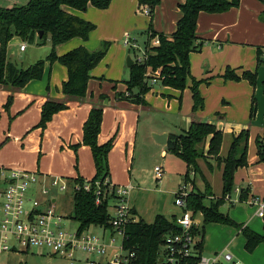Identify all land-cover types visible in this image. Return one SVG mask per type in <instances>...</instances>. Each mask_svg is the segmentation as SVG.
Returning <instances> with one entry per match:
<instances>
[{"label":"rangeland","instance_id":"1","mask_svg":"<svg viewBox=\"0 0 264 264\" xmlns=\"http://www.w3.org/2000/svg\"><path fill=\"white\" fill-rule=\"evenodd\" d=\"M178 1L160 0L158 4L160 10L158 12L160 14L162 11L166 12L169 5L176 8V2ZM20 5L22 6V4L17 3L16 6ZM113 7L114 9L110 11L109 15L97 9H90L91 11L85 12L88 15H91L90 12H94L95 15L92 18L93 22H89L94 26L93 33L88 38L91 49L84 48L89 53H95L103 50L105 45L108 47L106 56L93 70V74L98 76V80L93 78L88 83L87 96L80 107L96 106L100 104V97L104 98L103 113L107 112V116L105 123L103 122L102 133L105 142L112 139L115 143L123 135L120 149L110 155L111 162L108 168L112 175V181L116 187H126L129 179H132V185L135 186V189L129 194L128 202L133 203L142 219L145 222L150 221L153 215L158 213H166V215L177 213L175 215H178L180 210L174 205V193L172 191L175 189L176 193L178 183H184L186 165L170 154L164 159L161 156V149L155 145L152 135H159L157 132L166 128L170 133H172V128H176L174 132L178 133L177 131L185 120L183 112H185V109H189L190 102H192L190 91L192 82L190 85L186 84V88L179 93L164 89L160 83H157V85L148 83L150 87H153V90L149 91L150 93L148 92L146 99H144L145 106L148 107L147 110L142 109L143 105L134 104L133 106L128 101H118L116 95L126 92L122 80L129 73L126 66L127 57L133 53L130 48L124 46L123 37L129 35L130 38L137 40L139 51L143 50L145 53L146 46L143 41L148 17L141 15L138 0H114ZM126 7H129V9H125ZM123 10L126 12L125 14H123ZM21 44L16 43L9 49V55L13 61H25L27 57L30 61H35V59L39 61L46 58L44 56L48 52L44 53L41 51L42 49L35 51L28 43H25L28 48L27 51L21 54L18 53V47ZM132 60L134 63L139 61L138 58ZM209 65V69L205 70L204 73L212 70V76L208 78L213 83L218 80L219 84L207 85L205 83L206 78L196 79L192 76L193 80L199 84V95L203 99L202 115L197 114L196 118L201 122L213 119L216 122L218 117H224V120L216 122L221 125L219 129L221 132H223V129L227 131L236 127L240 130H246L248 134L246 156L248 167L238 169L235 172L234 188L229 194L230 200L222 199L224 203L219 208L220 212L227 214L236 226L217 223L203 226L202 215L196 214L194 216L199 228L203 227L202 254L210 256L225 250L233 256L234 260H239L242 264H264V244L257 246L252 253L246 252L243 247L244 238L240 231L242 228H247L259 235L264 232V220L255 216L257 207L252 203L254 198H258L260 201L264 199V163H258L255 147L257 139H264V63L260 64L257 71H251L255 74L254 86H251L247 81L225 84L222 80L224 72L219 73L214 62H209ZM54 66V71L50 75L53 80L50 88L49 86H46V88L50 92L57 91L58 93L59 91L61 93V88L58 89L57 85L63 83L60 78L64 76V72L66 74V69L59 63L54 64ZM45 78L47 80V77ZM241 84L249 88L246 97L244 91L240 88ZM245 99L248 101V108L245 122H242L241 119L245 116ZM7 100L8 97L0 105V160L11 161L10 167L14 170L29 173L38 172L39 175L48 177V180L55 177L69 180L66 191L52 190L48 196H40L39 201L45 202L46 199H55L53 209L63 217L62 227L70 232L76 231L78 224L73 220V187L75 184L72 181L80 178L85 182H89L94 177L95 170L89 149L84 148L85 150L81 151L80 145L70 144L63 138L66 132L63 122H60L54 130L49 128V122L44 129L37 128L40 121V112L35 120L30 118L29 126L24 129L21 135L17 134L15 128H12V123L22 114L25 107L12 112L11 108L15 103V98L12 97L8 109L5 108ZM106 101L107 103H105ZM252 101L255 106V114L253 118H250V104ZM223 102H226V104H223ZM220 108H227V111H220ZM191 110L190 108V114ZM88 112L89 110L87 114ZM225 113L228 114L227 117L224 116ZM71 126L73 128L74 123ZM81 126L82 124L76 125L71 134L80 136ZM33 135L37 138V142L28 139L26 142H22V145L15 147L16 138L26 139ZM49 140L50 143H48ZM229 141V138L223 141L221 152L224 155L220 153L221 158H224L227 153ZM33 145H37L39 150L32 151L31 147ZM47 146L51 150H46ZM199 149L200 153L203 152V156L196 160L197 172L192 171L193 176L190 173L189 178L191 181L194 180L195 188L200 192H204L205 188L208 187L209 192L206 193L204 204L209 205L217 198L222 197V181L217 171L211 175L209 183L204 176L206 174V177H208L206 171L211 172L210 167L219 166V164L216 158L206 154V144L201 145ZM158 166H163L165 169L161 181L154 179L153 170ZM196 182L203 183L202 190H199ZM239 189L240 192L238 193L236 190ZM31 193L32 190L27 191L25 197H30ZM240 193L247 197L245 201H239ZM3 202L4 200L0 198V218ZM25 204L26 206L29 205L27 202ZM114 205L115 200H110L109 213H113ZM45 206H50V204L46 203ZM85 232L91 235L101 233L96 226ZM109 236L110 232L107 230L105 239L107 240ZM114 239V247H120L121 237L114 235ZM74 255L75 258H82L84 253L75 252ZM101 260L104 261L105 259ZM0 264H69V260L51 255L47 250L41 248H32L27 253L2 254L0 255Z\"/></svg>","mask_w":264,"mask_h":264},{"label":"trees","instance_id":"2","mask_svg":"<svg viewBox=\"0 0 264 264\" xmlns=\"http://www.w3.org/2000/svg\"><path fill=\"white\" fill-rule=\"evenodd\" d=\"M264 5V0H260ZM139 6L148 5L151 9L149 17L147 42L145 44L146 58L142 62L134 63L129 68V77L124 82L126 92L117 94L118 100L128 101L131 104L145 105L144 96L150 91V72H159L157 81L161 86L182 92L190 79L192 97V120L186 132L179 135H169L166 152L171 154L186 165L184 182L191 183V193L186 199V209L193 215H202L203 226L210 223L222 225H235L227 216L220 212L225 196H229L233 190L234 175L238 169L247 167V143L248 134L241 130L238 135L232 136L229 148L224 158L219 156L223 141V134L213 124L201 122L195 117L198 110L203 109V99L199 95L198 82L190 75L189 55L199 52L203 46L197 43L196 36L197 18L201 12L216 14L227 12L237 8L238 0H184L178 6L181 13L176 23L175 31L170 36L155 33L151 29L152 16L159 0H138ZM111 0H29L23 6L10 8L0 7V88L8 90L11 95L5 104L8 109L12 94L21 90L27 83L40 80L43 75L44 64L59 63L67 71V79L61 85L62 100L47 98L40 111V121L37 128L44 129L52 117L60 111L66 110L68 103H83L87 96V85L90 80V71L103 59L107 52V45L103 50L89 53L84 47L75 48L61 56L55 53V47L73 38L83 41L88 39L94 26L67 11L70 8L76 11H86L88 6L98 10H106ZM264 23V12L260 17ZM41 33L39 37L38 34ZM157 37L158 46H151L150 41ZM13 38H18L21 45L35 44L44 46L47 40L50 42V52L44 60H39L27 68H20L9 61L7 48ZM133 55V53H132ZM258 63L262 61L261 52L257 50ZM224 82L247 81L251 86L255 84V74L250 71H242L237 74L235 70L227 68L222 76ZM206 82V81H205ZM209 83V81H207ZM126 94V96H125ZM103 101L92 106L82 126V140L80 145L90 149L95 175L91 181L82 179L72 181L79 188L73 190V220L78 224V232L87 231L91 227L101 226L110 229L109 201L114 199V194L109 190L110 172L108 168V154L113 147V141L98 144L97 137L100 133L103 117ZM255 114L254 102L251 103L250 118ZM206 144V154L217 159L221 167L222 197L204 204L208 187L204 192L195 188L194 180L189 175L197 172L196 160L203 156L199 152L201 145ZM256 157L258 163H264V139L255 142ZM2 179L0 176V187ZM90 185V191L83 189L84 184ZM99 186V195L95 194L96 185ZM246 193V192H245ZM246 196L239 194V201H245ZM133 215L135 211L132 210ZM175 216L167 220L163 215H156L152 223H146L142 219H136L124 228L122 247L124 250L135 253L132 264H158L160 261V248L167 234L176 233L178 230L173 224ZM236 226V225H235ZM264 231V228H263ZM194 234L199 236L198 249L202 251L203 227ZM241 234L244 238V250L252 253L257 246L264 244V232L262 235L243 228Z\"/></svg>","mask_w":264,"mask_h":264},{"label":"crops","instance_id":"3","mask_svg":"<svg viewBox=\"0 0 264 264\" xmlns=\"http://www.w3.org/2000/svg\"><path fill=\"white\" fill-rule=\"evenodd\" d=\"M21 1H23V2H21ZM28 1L29 0H0V7L10 8V7L16 6L17 3H20L23 6V4L25 5ZM227 1H231V0H227ZM238 1H239L238 7L232 8V9L228 10L227 12L216 13V14H208V13L201 12L198 15L197 26H196V36L198 37L197 43L202 42L203 46L201 47L199 52H194V53H191L189 55L190 75H191V77L193 76L196 79H200V78L205 79L206 78L205 83H207V81H209V83H207V85H212L214 83L219 84L218 80L215 81L214 83L210 82V79L208 77L212 76V70L208 71L209 73L208 72L204 73L205 70H208L210 67L209 62H214L215 68L219 70V73H222L227 68H229L231 70H235L237 74H240L242 71H245V70H248L250 72L254 71V70L257 71L260 64L264 63V23L261 22V20H260V17L262 15V13L264 12V5L260 0H238ZM159 2H160V0H159ZM183 3H184V0H179L178 2H176V8L173 5H171V6L169 5L167 11L166 12L162 11L161 14L158 12L160 10V8H158V5H157L155 7V10H154V13L152 16L151 29L157 34L170 36L175 31L176 23L181 17V13L179 11L178 6L180 4H183ZM110 5L106 10H100V11L105 12L107 15H109L110 11H112L114 9V7H113L114 0H111ZM138 8H139V2H138ZM64 9L68 13H70V14H72V15H74V16H76V17H78L84 21L93 22L92 18H93V15H95V13L90 12L91 15H88L85 13L86 11H88V12L91 11L90 9H95L92 6H88L87 10L83 11V12L76 11V10H73L70 8H64ZM125 9L128 10L129 7H126ZM125 13L126 12L123 10V14H125ZM148 24H149V18H148L147 24H146L147 29H146L145 35H144V41H143L144 45L146 44V41H147ZM92 33H93V31L90 32L89 36ZM89 36H88V38H89ZM135 41L137 43V40H135ZM16 43H18L20 45L22 42L18 38H13L8 44L7 57H8L10 62H12L13 64H15L16 66H18L20 68H27V67L33 65L36 61H38V59H35V61H30L28 59V57L25 58V61H22V60L17 61V62L13 61L12 57L9 55V49L12 45L14 46ZM89 43L90 42H88V39L86 41H83L80 38H73V39H71V40H69L63 44L56 46L55 47V53H57V56H61V55L65 54V53H67V52H69L75 48H78V47H86L87 49H91ZM31 47L34 48L35 51H37L38 49H42L41 51H43L44 53L48 52L47 55L50 52L49 40L46 41L44 46H38L35 43V44H31ZM138 47H139V45H138ZM27 49L28 48L25 46L24 50L20 51L19 47H18V53H20V54L25 53L27 51ZM257 50H260V52H261L262 61L260 64L258 63ZM46 56H44V58ZM105 56H106V54H105ZM129 56L131 59H133V55L130 54ZM104 57H103V59H104ZM102 60L99 63H101ZM56 63L57 62L51 64V63L46 62L44 64L43 75H42V78L40 80L30 81L21 90L14 92L12 94V97L15 98V103L13 104L11 111L12 112L19 111L25 107V110L22 112V114L12 123V128L13 129L15 128L17 134L21 135L22 132L24 131V129L29 126L30 118H32L33 120H35L37 118V115L41 111V107L47 98L54 99V100H62L64 98L63 95L59 91H58V93H57V91H51L50 92L46 88V86H49V88H50V84L53 80V78L50 75H51V72L54 71V67H55L54 64H56ZM94 69H92L90 71L91 78L88 81V83L93 78H95V79L98 78V76H94V74H93ZM128 70H129V68H128ZM45 77H47V80ZM128 77H129V73L126 76V78L122 80L123 84H124V82H126ZM66 79H67V71H66V74L64 72V76H62V78H60V80H61V82H64V81H66ZM99 81H101V80H99ZM157 83H159V82L157 81L155 83V85H157ZM190 83H191V80L188 79L187 85H190ZM227 83L228 84L233 83V81L225 82V84H227ZM61 84L57 85L58 89L61 88ZM242 85H244V84H241L240 88L244 91V95L246 97L247 91L249 88H247L245 85L244 86H242ZM234 86H236V85H234ZM163 88L166 90L168 89L169 91H174V92L179 93V91L169 89L167 87H163ZM124 89H126L125 84H124ZM152 90H153V87H151L150 92ZM10 95H11V93L8 90H6L4 88H0V105L4 102L5 98H7ZM146 97H147V94L145 95L144 99H146ZM81 104L82 103H76V102L68 103L67 109L60 111L59 113L55 114L52 117L51 121L48 123L49 128L51 130H54L55 127L58 126V124L60 122H63V125L66 128L65 136L63 135V138L65 140H67L70 144L80 145L81 140H82V126H83V124H84V122L88 116L87 111L88 110L90 111V109H91V107H88V108L80 107ZM192 104H193V102H190L189 109L187 108V110L185 109V112H183L185 120L183 121L182 125L180 126V129L177 131L178 133L174 132L176 130V128L175 129L172 128V133H170L166 128V129H162V131H158L157 134H159V135L166 134L169 138V135H179V134L186 132L189 125H190V122L192 120V113L191 114L189 113L190 108L192 109ZM223 104H226V102H223ZM244 104H245V116L243 119H241L242 122H245V118H246V112H247V108H248L247 99L244 100ZM131 105L134 106V104H131ZM147 108L148 107H146L145 105L142 106V109L147 110ZM250 108H251V104H250ZM219 110L226 112L227 108H224V109L220 108ZM201 111L202 110H198L195 113V117L197 116V114L202 115ZM106 116H107V112L103 113L100 133L97 137V142L99 145L106 143L105 139L103 137V133H102L103 122L105 123ZM224 116L227 117L228 114L225 113ZM224 119H225L224 117H218L216 122H218L219 120H224ZM204 122L213 124L218 130L220 129L221 125L219 123H216L215 119L206 120V121L204 120ZM72 123H74V127L76 125L79 126L82 124L80 136H78V135L73 136V134H71V131L74 130V127L72 128V126H71ZM241 130L237 127L233 130H227V131L225 129H223V132H222L223 133V141H224V139H228V138L231 141L232 136L238 135V133ZM122 138H123V135H121L115 141L111 151L108 154V158H109V159L107 158L108 167H109L110 162H111L110 155L114 151H118V149H120L121 144H122ZM28 139L31 140L32 142H37V138H35L34 135L29 136L26 139H17L16 138V140H15L16 146L15 147L17 148L19 145H22V142L24 143ZM167 141H168V139H167ZM223 141H222V144H223ZM230 141H229V144H230ZM48 143H50V140L48 141ZM154 143H155V145L160 147L161 156L165 159L168 156V154L166 152V145H159L155 141H154ZM64 146H65V144H64ZM80 146L81 147H79V148H81V151L85 150L84 148H86V149L88 148V147L83 146V145H80ZM221 148H222V146H221ZM48 149H50L49 146L46 147V150H48ZM31 150L32 151L39 150V147H37V145H33L31 147ZM89 151H90V149H89ZM220 153H221V155H224L222 152H220ZM11 164L12 163H11V161L9 162V160H5V161L0 160V170L1 169H4V170L12 169L10 167ZM160 167L162 168L163 173L165 174L164 167L163 166H160ZM247 167H248V163H247ZM210 168H211V172L206 171L208 177H206V174L204 176V178L207 179L208 183L210 181L211 175L215 171L219 172V175L221 177V167L220 166H212ZM109 172H110V170H109ZM202 172H203V170H202ZM203 174H204V172H203ZM94 175H95V173H94ZM67 181H68V183L70 182L69 180H67ZM110 182L112 185H115L112 181L111 172H110ZM127 184L131 185L133 187L132 191L135 189V186L132 185L133 183H132L131 178L129 179V182ZM179 185L180 184L178 183V186ZM196 185L198 186L199 190L203 189L202 188L203 183L199 184L196 182ZM209 186L211 187L210 184H209ZM240 189L243 190L242 187H240ZM132 191H131V193H132ZM246 191H248V190H246ZM172 192L175 193V189ZM173 193H171V194H173ZM127 200H128V198H127ZM128 204L130 205L132 210L135 211V219H142V216L138 213V211L136 210L133 203L128 202ZM158 214H160V215L162 214L167 220H170L173 216H177V215H175L177 213H170L169 215H166V213H158ZM155 216H156V214H154L153 217L151 218V220L147 221L146 223H152L154 221ZM244 243H245V241H244ZM243 247H244V245H243ZM27 252L28 251H26V252L20 251V253H27ZM4 254L15 255V254H18V252L17 253H4Z\"/></svg>","mask_w":264,"mask_h":264},{"label":"built area","instance_id":"4","mask_svg":"<svg viewBox=\"0 0 264 264\" xmlns=\"http://www.w3.org/2000/svg\"><path fill=\"white\" fill-rule=\"evenodd\" d=\"M141 15L150 17L151 9L148 5L139 6ZM124 46L133 51V59L138 58L142 62L146 58V50L139 51L136 41L129 35L123 37ZM158 38L151 40V46H158ZM25 45L19 47L23 51ZM151 85L157 82L159 72L148 73ZM154 179L160 181L163 176L161 167L153 170ZM193 176V174L191 173ZM2 185L0 187V198L4 200L2 215L0 218V255L4 253H17L29 251L32 248L47 250L51 255L69 260V264H132L135 253L123 249L124 228L130 222L135 221V215L128 204V196L133 187H116L110 184L109 190L113 192L115 205L113 213L110 214V229L101 226L97 228L100 234L91 235L85 231H67L62 227L63 217L57 214L53 205L55 199L40 202L39 197H46L52 190L64 192L68 188V181L62 178H51L29 173L20 170H0ZM95 194L99 195V186L96 183ZM74 185L73 190H78ZM84 191H90V185L85 183ZM32 190L30 197L26 198L25 193ZM238 193L240 190H236ZM191 193V183L184 182L174 193V205L180 210L172 221L176 233L167 234L164 237L163 245L160 248V261L158 264H242L234 260L233 256L225 250L210 256H204L198 249L199 236L194 230L200 228L194 220V216L186 209V199ZM230 200V196H225ZM25 202L29 205L26 206ZM257 207L256 217L264 220V199L252 200ZM200 214V213H197ZM243 229V228H242ZM241 229V230H242ZM110 232L108 239H105V232ZM240 230V231H241ZM114 235L121 237L120 247H114ZM84 253L82 258H75L74 253ZM94 257V258H92ZM105 259L102 261L101 259ZM102 261V262H101Z\"/></svg>","mask_w":264,"mask_h":264},{"label":"water","instance_id":"5","mask_svg":"<svg viewBox=\"0 0 264 264\" xmlns=\"http://www.w3.org/2000/svg\"><path fill=\"white\" fill-rule=\"evenodd\" d=\"M38 36H41V33L38 34ZM134 65L133 60L130 58V56L127 57V61H126V66L128 68L132 67ZM107 103V101L105 102ZM153 140L159 144V145H166L167 144V139L168 136L166 134H162V135H152Z\"/></svg>","mask_w":264,"mask_h":264}]
</instances>
